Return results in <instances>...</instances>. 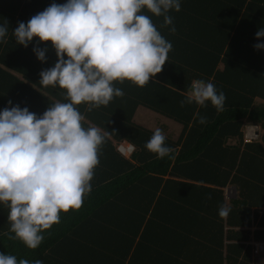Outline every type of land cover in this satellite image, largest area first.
Instances as JSON below:
<instances>
[{"label":"trees","instance_id":"1","mask_svg":"<svg viewBox=\"0 0 264 264\" xmlns=\"http://www.w3.org/2000/svg\"><path fill=\"white\" fill-rule=\"evenodd\" d=\"M66 2L0 0V24L8 23L6 42H0V111L19 105L40 117L54 103L67 102L66 90L40 84V73L58 59L51 42L34 37L25 47L13 35L19 22L26 24L51 4ZM143 13L173 47L162 71L144 87L114 82L123 97L90 112L86 104L77 105L84 127L96 126L106 134L91 192L79 209L60 213V222L43 233L35 249L8 239L9 209L0 204V253L42 264L224 262L222 237L206 236L213 229L208 224L213 209L225 206L224 186L238 187L229 204L234 214L264 191V49L254 48L264 43L255 35L264 28V0H181V10L168 13L175 33L161 27L163 16L146 8ZM34 47L47 48L46 61L37 58ZM194 79L224 92L223 111L210 102L181 106ZM139 105L183 125L174 137L161 123L169 156L161 159L146 149L155 128L135 119ZM196 113L207 122L200 124ZM249 124L260 126L257 141H244ZM123 140L134 145L130 157L120 151ZM79 240L87 246L79 247ZM97 247L110 249L111 255L101 256ZM236 262L228 259L227 264Z\"/></svg>","mask_w":264,"mask_h":264},{"label":"clouds","instance_id":"2","mask_svg":"<svg viewBox=\"0 0 264 264\" xmlns=\"http://www.w3.org/2000/svg\"><path fill=\"white\" fill-rule=\"evenodd\" d=\"M147 9L163 16L161 27L175 33L170 10L179 12L181 0H67L53 3L13 31L18 44L28 46L34 37L50 41L58 57L55 65L40 73L44 87L66 90L67 102H56L38 117L27 107H5L0 111V204L9 209V240H20L31 249L44 239L43 233L60 222V213L79 209L91 192L94 170L106 134L99 127H84L87 111L107 106L114 97L125 95L114 82L125 80L144 87L162 71L172 50L153 23L143 13ZM8 23L0 24V42H6ZM264 37V28L255 33ZM254 48L264 49V43ZM37 58L46 61L47 48L34 47ZM67 56V59H65ZM226 96L202 79L193 81L181 106L210 102L223 111ZM11 105L12 101L9 100ZM200 124L206 116L195 114ZM160 128L155 129L145 147L158 158L169 156ZM231 209L221 205L218 215L227 218ZM14 233V235H12ZM0 264H42L0 253Z\"/></svg>","mask_w":264,"mask_h":264},{"label":"crops","instance_id":"3","mask_svg":"<svg viewBox=\"0 0 264 264\" xmlns=\"http://www.w3.org/2000/svg\"><path fill=\"white\" fill-rule=\"evenodd\" d=\"M134 117L138 122L150 128H160L161 123H163L166 127L168 126L170 128L169 132L174 137H177L183 128V125L179 121L166 115H162L144 105H139L137 107ZM259 134L260 126L258 124H249L246 128L244 141H257L256 139H259ZM232 141L233 140H230L229 142L231 143ZM133 150L134 145L132 146L129 157ZM261 156L263 155L261 154ZM208 184L210 185V183H207V185ZM259 191L260 190L258 189V192ZM224 194L226 197L225 206L231 209V205H229L230 199L238 196L237 185L228 182V184L224 186ZM263 195L264 191L253 204L250 201L248 204H242L240 207L245 206V208H238V211H235V214L231 209L227 218H221L218 215L219 208H214L213 213L210 214L209 220L211 223L208 224H212L213 229L206 236L222 237L224 252V262L222 264H227L228 259L236 260V264H260L261 257H264V253H258L256 250V243L264 241V234L263 231L262 234L256 232L264 229ZM221 230L222 234L220 233ZM214 231H217L216 235H212ZM200 241L204 242V239H200Z\"/></svg>","mask_w":264,"mask_h":264},{"label":"rangeland","instance_id":"4","mask_svg":"<svg viewBox=\"0 0 264 264\" xmlns=\"http://www.w3.org/2000/svg\"><path fill=\"white\" fill-rule=\"evenodd\" d=\"M119 148L122 150V152H124L125 150L127 151H131L132 149V146L130 143H127L126 140H123L120 145H119ZM126 151V153H127ZM88 243H86V241H83V240H79L78 241V245L79 247H86ZM93 243L91 242L90 243V246H92ZM97 252L100 253L101 256H104V255H111V250L106 248V247H97Z\"/></svg>","mask_w":264,"mask_h":264},{"label":"built area","instance_id":"5","mask_svg":"<svg viewBox=\"0 0 264 264\" xmlns=\"http://www.w3.org/2000/svg\"><path fill=\"white\" fill-rule=\"evenodd\" d=\"M196 80H200V79H194L193 81H196ZM127 143H130V142H127ZM131 146H133V145L131 144ZM120 151L122 152L121 149H120ZM126 151L127 150H125L122 153H124L125 155H129L131 152V151H127V153H126ZM256 245H257L256 250L258 251V253H264V241L263 242H257ZM260 264H264V257H261Z\"/></svg>","mask_w":264,"mask_h":264}]
</instances>
